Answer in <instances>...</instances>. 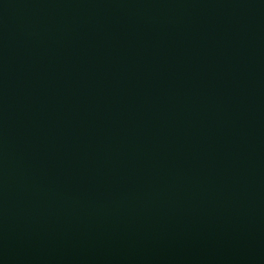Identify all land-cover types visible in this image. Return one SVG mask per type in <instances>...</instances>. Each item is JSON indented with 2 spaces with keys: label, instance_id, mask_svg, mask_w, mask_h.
<instances>
[{
  "label": "water",
  "instance_id": "obj_1",
  "mask_svg": "<svg viewBox=\"0 0 264 264\" xmlns=\"http://www.w3.org/2000/svg\"><path fill=\"white\" fill-rule=\"evenodd\" d=\"M0 264H264V0H0Z\"/></svg>",
  "mask_w": 264,
  "mask_h": 264
}]
</instances>
